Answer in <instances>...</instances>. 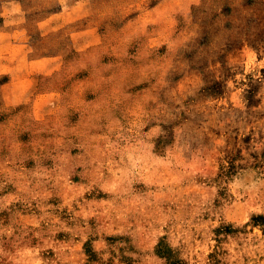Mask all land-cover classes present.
<instances>
[{"label":"rangeland","instance_id":"374dc122","mask_svg":"<svg viewBox=\"0 0 264 264\" xmlns=\"http://www.w3.org/2000/svg\"><path fill=\"white\" fill-rule=\"evenodd\" d=\"M0 264H264V0H0Z\"/></svg>","mask_w":264,"mask_h":264}]
</instances>
